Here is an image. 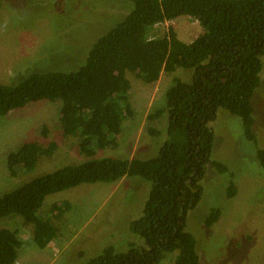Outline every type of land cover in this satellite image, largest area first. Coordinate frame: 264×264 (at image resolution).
Returning <instances> with one entry per match:
<instances>
[{"label":"trees","instance_id":"trees-1","mask_svg":"<svg viewBox=\"0 0 264 264\" xmlns=\"http://www.w3.org/2000/svg\"><path fill=\"white\" fill-rule=\"evenodd\" d=\"M130 1L134 10L93 44L79 69L40 71L16 84L0 81V117L34 103L58 101L63 136L76 138L85 158L4 193L0 220L21 216L34 226L35 243L45 248L58 237L51 219L41 213L49 196L81 185L138 177L150 184V191L142 216L130 229L145 245L131 244L126 252L109 246L85 264H160L169 254H176L173 264H202L188 217L203 198L207 166L228 177V198L238 192L234 172L212 159L216 133L211 123L220 109L240 118L247 139L257 145L253 100L264 81V0ZM184 16L198 20L204 29L196 40L185 43L172 28L162 37L154 36L157 25ZM180 68L190 80L174 78L166 106L148 115V132L158 141L163 137L158 155L97 157L101 150L119 147L115 133L135 114L127 75L152 84L162 73ZM165 115L168 126L161 131L155 123ZM256 149L264 175V149ZM58 150L54 141L25 142L7 155L8 171L15 177L33 173L42 158ZM70 209L65 200L54 204L51 213L61 220ZM220 217V207L211 209L205 226L212 228ZM22 247L17 231L0 229V264H15Z\"/></svg>","mask_w":264,"mask_h":264},{"label":"rangeland","instance_id":"rangeland-1","mask_svg":"<svg viewBox=\"0 0 264 264\" xmlns=\"http://www.w3.org/2000/svg\"><path fill=\"white\" fill-rule=\"evenodd\" d=\"M133 10L130 0H0V81L16 84L40 71L79 69L93 44ZM171 28L185 43L204 32L198 20L184 16L157 25L154 36L162 37ZM183 70L162 73L152 84L127 75L135 114L123 120L115 133L119 147L101 150L97 157L144 159L158 155L163 137L158 141L148 132V115L166 106V93L174 78L190 80L191 75ZM256 94L257 145L247 139L242 120L225 109H220L217 120L211 123L216 133L212 159L224 162L234 172L238 192L228 198V177L207 166L201 183L203 198L188 217V231L198 240L202 264H264V175L256 157V146L264 149V81ZM60 109L58 101H42L0 117V197L41 174L85 159L76 138L63 136ZM155 125L161 131L167 129V115ZM28 141L45 145L54 141L59 150L52 157L42 158L33 173L12 176L7 155ZM149 191L150 184L144 179L129 177L49 196L41 213L51 219L58 237L45 248L35 243L34 226L21 216L0 220V229L17 231L23 241L15 264H85L109 246L126 252L131 244L145 245L130 224L142 216ZM65 200L71 209L59 220L51 210ZM216 207L221 208V217L207 228L205 219ZM175 255H167L160 264H173Z\"/></svg>","mask_w":264,"mask_h":264}]
</instances>
